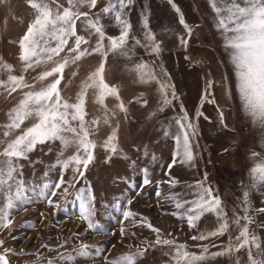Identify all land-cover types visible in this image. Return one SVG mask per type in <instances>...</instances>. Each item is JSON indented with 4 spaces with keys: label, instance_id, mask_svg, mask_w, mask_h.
<instances>
[{
    "label": "rangeland",
    "instance_id": "obj_1",
    "mask_svg": "<svg viewBox=\"0 0 264 264\" xmlns=\"http://www.w3.org/2000/svg\"><path fill=\"white\" fill-rule=\"evenodd\" d=\"M48 2L54 9L61 7L62 10V7L68 6L67 0ZM106 2L98 0L95 9L82 5L80 11L89 12L95 19L94 14ZM173 5L180 9L192 29L190 37L179 23V14ZM125 12L131 24L126 50L108 53L106 61H103V77L109 86L118 89L127 115L119 109V101L115 97H106L104 108L96 103V90H88L86 120H99L90 137L97 147L94 160L84 176L75 188L69 187L64 196L61 193L68 187L67 184L57 190L55 197L42 195V192L50 191L42 186L45 183L55 184L60 177L66 181L72 179V169H62L59 162L74 154V146L64 148L60 141H49L38 144L27 159H14L15 164L22 166L19 178L29 188L26 193L29 202L18 203L10 213V227L0 229V241H3L0 254L10 249L11 253L7 256L10 264H109L111 260L139 250L143 255L137 257V264H175V248L156 244L157 234L139 222L141 218H147L154 228L160 230L161 239L185 244L188 251L198 255L206 246L208 253L203 264H237V261L249 264L244 249L213 255L223 253V246L228 243L229 237L238 232L234 221L245 214L253 220L249 225L250 232L264 246V211H259L264 209V186L253 182L249 176L254 161L264 158V128L253 123L244 112L234 67L229 52L225 50L223 37L216 28L215 14L208 0H134ZM35 14L28 0H0V64L13 67L11 73L0 67V81L6 82L9 75L21 74L24 64L19 59V42ZM145 16L156 42L161 45L158 54L152 51L151 42L145 39ZM85 19L82 17L77 21V34L89 40L82 48H91L98 36L94 30H86L82 22ZM100 19L106 37L120 34L113 19L103 13ZM181 36L187 39L186 45L180 43ZM108 43L106 38V47ZM71 44L70 40L69 46ZM67 54L66 48L56 59ZM101 62V55L93 53L65 67L59 85L61 96L70 103L76 102L82 82ZM141 62L154 69L157 79L147 83L140 81L135 65ZM53 66L51 61L41 63L24 73V79L39 91L55 77H48L45 81L37 78ZM161 82L171 84L177 97L162 111ZM208 82H212L210 89L207 88ZM28 90L17 89L9 93L5 87H0V151L33 122L25 120L20 129L6 127L10 123L8 113L20 103L23 93ZM168 91L171 93L172 89ZM181 105L198 126L197 134L190 138L194 159L188 164L178 162L169 168L176 148L173 139L176 126L172 122L182 114ZM105 111L110 116L108 124L104 123ZM221 112L223 124L220 121ZM197 113H202L198 119ZM114 127L118 137L115 154L103 147ZM165 130L169 131L168 136H165ZM145 149L147 155L144 154ZM6 159L0 156V161ZM145 168L151 180L149 184L143 182ZM169 177L178 181L175 187L170 188L164 183ZM197 182H203L221 198V206L230 223V230L225 235L203 241L192 240V236L215 231L221 220L215 213H205L197 226L190 228L186 219L173 215L177 209L164 198L168 192H173L180 193L183 199H194V189L188 186ZM89 187L95 197L93 219L102 226L99 230L89 229L87 222L80 218L78 189ZM245 192H248V213L242 211ZM48 199H52L58 207L50 206ZM125 211L137 215L125 219ZM82 244L89 246L87 255L78 252Z\"/></svg>",
    "mask_w": 264,
    "mask_h": 264
},
{
    "label": "snow or ice",
    "instance_id": "obj_2",
    "mask_svg": "<svg viewBox=\"0 0 264 264\" xmlns=\"http://www.w3.org/2000/svg\"><path fill=\"white\" fill-rule=\"evenodd\" d=\"M28 2L29 7L34 9L36 14L19 42V59L23 62L24 67L19 76L9 75L6 82L0 81V87H5L9 93L15 92L17 89H29L23 93V99L20 103L8 113L10 123L6 127L20 129L25 120L31 119L33 122L31 126L24 128L0 151V156L7 158L0 161V197H3L0 200V229L10 227L12 220L9 219V216L18 203L27 204L29 202L26 195L29 188L19 178L22 175L20 170L22 166L15 164L14 159L17 161L27 159L28 154L38 144L49 141H60L64 148L75 147L72 156L59 162V167L62 169H72L74 173L72 179L66 181L63 177H60L55 184L45 183L42 186L43 189L50 191L41 194L50 197H55L57 190L65 184L68 187L63 189L61 195H66L68 188H75L80 178L84 176V172L94 160V150L97 144L90 137L99 124L98 119L86 120L85 103L90 88L96 90V103L106 108L104 105L106 97H115L119 101V109L127 115V108L120 100L118 89L109 86L104 80L103 61H106L109 52L119 53L126 50L131 24L127 19L125 9L134 0H107L106 5L94 14L95 19L91 18L89 12L80 11V6L86 5L89 9H95L98 0H67L68 6L62 7V10L61 7L55 9L50 7L48 0H28ZM208 2L215 14L216 28L223 37L225 50L229 52L234 67L237 89L244 112L251 118L253 123H257L261 128H264V0H208ZM173 7L179 14V23L190 37L192 29L186 23L180 9L175 5ZM101 13L114 20L116 27L119 28L120 34L118 36L106 37L100 19ZM82 17L86 18L82 21L86 25V30H94V33L98 36L94 47L82 48V45L89 43V40L84 36L77 34V21L81 20ZM143 27L146 30L145 39L151 42L152 51L158 54L161 45L156 42L155 34L149 28L147 16L143 20ZM106 38L109 41L107 47L104 44ZM179 39L181 44H187V39L184 36ZM70 40L72 41L71 46H69ZM136 43L139 44L140 41L137 40ZM66 48L68 54L57 60L56 58L60 57V54ZM73 53L75 55H72ZM93 53H99L102 62L82 82L76 102L70 103L61 96L59 88L63 79V71L68 65L75 64L85 56ZM50 61L54 63V66L51 70L44 71L37 79L45 81L48 77L55 78L51 83L36 91L35 85L25 81L24 73L41 63L47 64ZM0 67L9 73L13 71L12 65L6 63L0 64ZM135 70L142 83L157 79L154 69L146 63L141 62L135 65ZM211 86L212 82H208L207 88L210 89ZM170 88L172 89L171 93L168 91ZM160 96L161 111L164 107L170 105L173 99H177L174 88L169 83L161 82ZM181 112L182 114L174 118L172 122L176 126V133L173 136L176 148L169 168L178 162L188 164L194 159L190 138L197 134L198 126L189 118L182 105ZM201 114L197 113V119ZM223 119V113L221 112L220 121L222 124ZM104 123H110V116L107 111H105ZM171 126L170 124L169 127ZM164 134L168 136L170 133L165 130ZM117 139V130L114 127L103 143L104 149L115 154L118 150ZM144 154L147 155V149H145ZM152 159L155 160L156 157L153 155ZM81 165L83 169H81ZM143 172L144 184L151 183L148 170L145 168ZM77 173L78 175H76ZM249 176L253 182L264 186V158L258 162L254 161ZM164 183L169 184L172 188L175 187L178 181L174 177H169ZM188 187L194 189L192 192L194 199L186 200L182 198L180 193L173 192H168L165 195L164 198L170 200L177 209L173 215L186 219L190 228H195L197 222L205 213H215L221 220L215 231L201 233L198 236H192L191 239L203 241L229 232L230 223L226 212L221 206V198L215 195L213 190L205 186L203 182H197L196 185H189ZM157 195L159 196L160 193L158 192ZM77 199L80 206V218L87 222V227L93 230L101 229L102 226L93 219L95 216V197L91 188L78 189ZM47 203L54 208L58 207L52 199H48ZM243 205L242 211L248 213L250 210L248 207V192L243 194ZM259 211H264V209ZM136 215L131 211L123 213L125 219ZM139 222L146 224L149 229L157 234L156 244L175 248L173 257L175 264H203L206 258L205 254L208 253L206 246L203 247L202 253L198 255L188 251L185 244H177L174 240L161 239L160 230L154 228L147 221V218H141ZM234 223L238 226L237 234L229 237L228 243L223 246V253L213 255L230 254L233 250L238 252L244 249L249 264H264V246H262L259 238L249 230V225L253 223L252 218L245 214L238 216ZM2 245L3 241H0V246ZM88 249L87 244H82L78 252L80 255H87ZM253 249H255V252H253ZM9 253H11V250L5 249V252L0 254V264H10L7 258ZM142 255L143 253L138 250L135 254H125L111 260L109 264H137V257ZM237 264H239L238 261Z\"/></svg>",
    "mask_w": 264,
    "mask_h": 264
},
{
    "label": "built area",
    "instance_id": "obj_3",
    "mask_svg": "<svg viewBox=\"0 0 264 264\" xmlns=\"http://www.w3.org/2000/svg\"><path fill=\"white\" fill-rule=\"evenodd\" d=\"M239 180H241V179H239Z\"/></svg>",
    "mask_w": 264,
    "mask_h": 264
}]
</instances>
